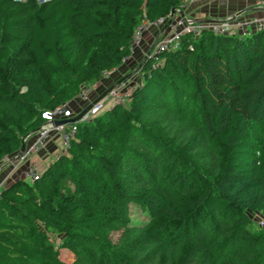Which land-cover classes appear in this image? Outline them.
Masks as SVG:
<instances>
[{
	"label": "trees",
	"instance_id": "trees-1",
	"mask_svg": "<svg viewBox=\"0 0 264 264\" xmlns=\"http://www.w3.org/2000/svg\"><path fill=\"white\" fill-rule=\"evenodd\" d=\"M179 3L0 0V160ZM161 57L139 62L128 106L0 189V264H264V31L184 35Z\"/></svg>",
	"mask_w": 264,
	"mask_h": 264
},
{
	"label": "built area",
	"instance_id": "built-area-1",
	"mask_svg": "<svg viewBox=\"0 0 264 264\" xmlns=\"http://www.w3.org/2000/svg\"><path fill=\"white\" fill-rule=\"evenodd\" d=\"M14 1L24 2L25 0ZM48 1L50 0H36L38 4H43ZM194 1L208 2L211 0H180L179 5L173 7V16L168 14L164 17H156L153 20L144 17L136 26L132 34V39L128 48L130 54L128 57L122 58L121 64L125 63L126 60L140 47L142 32L145 29L151 26H163L168 20L170 21L166 24L165 29L158 36L150 51H146L144 54V57L152 58L153 68L162 64L161 55L164 52L174 51L179 48L180 39L184 35H190L193 38H197L202 31H212L215 34H225L231 36L264 31V16H245L244 10L237 11L216 21H197L195 18L191 17V15L184 12V9ZM255 7L264 9V0H257ZM120 66H114L110 69L103 70L101 73L102 79L108 78L111 74L117 72ZM95 85L96 83L80 85L77 98L86 100ZM131 94L132 90L130 89L127 80H122L110 88L100 99L93 102L78 120L73 122H64L57 125L53 124V120L62 119L63 115L66 114L67 102L55 106L53 110L46 114L44 122L24 138L26 143V140L30 136L33 137L30 144L27 147L25 146L24 152L15 160L16 163L20 164L25 162L30 156L40 153L53 135H57L59 137L62 144V153H66L70 141L74 138L77 131L76 122L90 121L95 116L103 112L107 107H111L115 104L125 105L131 97ZM16 154L12 157L16 156ZM9 158L10 156L4 155L1 158L0 163L7 161ZM38 177L39 171L35 165L31 162H27L22 171V178L28 183H33ZM259 224L264 225V220H260Z\"/></svg>",
	"mask_w": 264,
	"mask_h": 264
},
{
	"label": "crops",
	"instance_id": "crops-1",
	"mask_svg": "<svg viewBox=\"0 0 264 264\" xmlns=\"http://www.w3.org/2000/svg\"><path fill=\"white\" fill-rule=\"evenodd\" d=\"M256 1L257 0L194 1L184 9V12L195 19L206 18L218 20L240 10H244L245 16L262 17L264 16V9L255 7ZM161 28L162 26H151L145 29L142 32L141 45L134 54L131 55L125 63L121 64L117 72L97 82L86 100L75 97L67 101L66 114L63 115L62 119L76 116L86 104L100 96L118 79L124 78L123 80H127L131 90L136 88L141 82V76L138 71L136 73L134 71L144 57L145 52L149 49L151 43L160 34ZM32 139L33 137L30 136L26 140V147L30 144ZM61 153V141L57 135H53L40 153L30 156L27 161L17 164L16 161H12V157H10L7 161L0 163V189L13 179L22 178V171L27 162L34 164L37 170L43 169Z\"/></svg>",
	"mask_w": 264,
	"mask_h": 264
},
{
	"label": "water",
	"instance_id": "water-1",
	"mask_svg": "<svg viewBox=\"0 0 264 264\" xmlns=\"http://www.w3.org/2000/svg\"><path fill=\"white\" fill-rule=\"evenodd\" d=\"M174 12L173 9L170 12V16H173ZM197 21H216V20H212V19H206V18H197L195 19ZM170 20H168L161 28L160 34L163 32V30L166 27V24L169 22ZM159 34V35H160ZM158 35V36H159ZM158 36L154 39V41L151 43V45L149 46V49L147 50V52L150 51V49L152 48V46L154 45V43L156 42ZM124 78L118 79L112 86H110L107 90H105L100 96H98L97 98H95L94 100H92L91 102H89L88 104H86L83 109L74 117L72 118H68V119H55L53 120V124L57 125L60 123H64V122H73L76 121L80 118V116L92 105L93 102L97 101L98 99H100L110 88H112L115 84L119 83L120 81H122ZM34 131V130H33ZM25 150V141L24 138L22 139V143H21V147L19 149V151L17 152L16 156L12 157V161L16 160Z\"/></svg>",
	"mask_w": 264,
	"mask_h": 264
},
{
	"label": "rangeland",
	"instance_id": "rangeland-1",
	"mask_svg": "<svg viewBox=\"0 0 264 264\" xmlns=\"http://www.w3.org/2000/svg\"><path fill=\"white\" fill-rule=\"evenodd\" d=\"M137 69H138V67L135 69V71H134L135 73L137 72ZM130 83H131V81H130ZM125 105L128 106V101L126 102ZM130 210H131V218H132L133 222L142 223V222H145L147 220L146 215L139 209V207H137L135 205H131ZM247 216L255 222L256 228H259L258 223H257L258 216L251 214V212H247ZM118 235H119V233L113 232L111 234L112 240L115 241L118 238ZM62 255L67 258L66 251H62ZM67 261H70V259L67 258Z\"/></svg>",
	"mask_w": 264,
	"mask_h": 264
}]
</instances>
